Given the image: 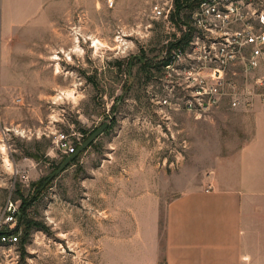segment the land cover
<instances>
[{"label": "rangeland", "instance_id": "374dc122", "mask_svg": "<svg viewBox=\"0 0 264 264\" xmlns=\"http://www.w3.org/2000/svg\"><path fill=\"white\" fill-rule=\"evenodd\" d=\"M111 1L73 0L50 15L47 27L8 43L0 88V220L8 203L19 209L25 201L26 217L40 225L21 251L18 242L21 262L76 264L75 254L88 247H96L94 258L98 247L87 229L131 234L139 204H157L161 246L166 204L208 185L216 161L230 159L251 138L255 115L264 111L256 98L234 109L222 98L200 115L160 107L155 60L163 42L178 36L179 16L169 24L152 17V0ZM187 9L185 0L178 12ZM104 124L56 174L67 157L56 137L66 135L75 155ZM147 212V220L139 219L142 235V225L155 227L152 207Z\"/></svg>", "mask_w": 264, "mask_h": 264}, {"label": "crops", "instance_id": "0c3cea01", "mask_svg": "<svg viewBox=\"0 0 264 264\" xmlns=\"http://www.w3.org/2000/svg\"><path fill=\"white\" fill-rule=\"evenodd\" d=\"M72 2L0 0V88L8 43L47 27L50 15ZM151 207L155 227L142 225V235L140 220L148 219ZM164 212L161 246L157 204H139L131 234L97 235L89 227L86 237L98 247L96 264H264V111L255 115L251 138L230 159L216 161L208 185L178 194Z\"/></svg>", "mask_w": 264, "mask_h": 264}, {"label": "built area", "instance_id": "2783aa9c", "mask_svg": "<svg viewBox=\"0 0 264 264\" xmlns=\"http://www.w3.org/2000/svg\"><path fill=\"white\" fill-rule=\"evenodd\" d=\"M186 1L190 9L177 13L178 36L163 42L155 60L157 104L194 115L207 112L222 98L231 109L248 107L254 98L264 104V91H255L264 90V0ZM173 11L174 0L150 3L152 17L165 23H172ZM246 80L252 85L241 88ZM55 144L64 156L74 153L64 134ZM18 212L10 202L0 220V264H32L28 259L21 262L16 249ZM95 248L75 254L76 264H96Z\"/></svg>", "mask_w": 264, "mask_h": 264}, {"label": "trees", "instance_id": "16d2710c", "mask_svg": "<svg viewBox=\"0 0 264 264\" xmlns=\"http://www.w3.org/2000/svg\"><path fill=\"white\" fill-rule=\"evenodd\" d=\"M185 4V0H174V11L172 13V15L170 16V21L172 23L176 24L175 18L177 16L178 10ZM66 157V156H63ZM26 207V202L23 201L21 207L19 208V214H18V218H19V223L15 228V231L18 232L20 231V242H19V246L20 249L22 250L23 245L26 243V241L28 240L30 231L34 228V227H40L39 224L34 223L33 221H31L30 219H28L24 213V209Z\"/></svg>", "mask_w": 264, "mask_h": 264}, {"label": "water", "instance_id": "95a60500", "mask_svg": "<svg viewBox=\"0 0 264 264\" xmlns=\"http://www.w3.org/2000/svg\"><path fill=\"white\" fill-rule=\"evenodd\" d=\"M107 128V124L102 125L100 128H98L96 131H94L90 137L79 147L77 153L75 155H70L67 156L66 159L64 160V162L61 164V166L59 167V169L56 171V174L61 173L66 166L68 165V163L74 159V157L81 152L82 150H84L85 148H87L99 135L102 134V132Z\"/></svg>", "mask_w": 264, "mask_h": 264}, {"label": "bare ground", "instance_id": "6f19581e", "mask_svg": "<svg viewBox=\"0 0 264 264\" xmlns=\"http://www.w3.org/2000/svg\"><path fill=\"white\" fill-rule=\"evenodd\" d=\"M93 42V45H96L97 44V41H92ZM55 58H58V57H55Z\"/></svg>", "mask_w": 264, "mask_h": 264}]
</instances>
